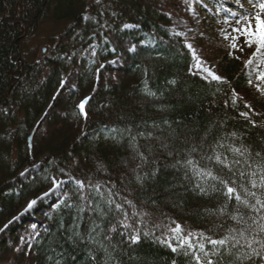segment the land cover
Returning <instances> with one entry per match:
<instances>
[{
	"label": "trees",
	"instance_id": "16d2710c",
	"mask_svg": "<svg viewBox=\"0 0 264 264\" xmlns=\"http://www.w3.org/2000/svg\"><path fill=\"white\" fill-rule=\"evenodd\" d=\"M180 1L0 0L1 264H194L156 237H170L173 221L184 236L214 239L238 227L230 219L238 214L236 202L227 200L223 184L209 182L202 194L179 164L191 157L243 196L245 158L230 148H246L249 162L264 166L255 157H264V95L249 86L245 61L224 50L217 66L227 83L190 74L192 53L172 29ZM87 96L85 119L78 105ZM244 104L253 109L250 121L239 115L248 111ZM217 154L228 157L232 172L214 163ZM207 155L213 159H202ZM53 178L68 183L39 199ZM109 199L130 216L146 213L129 221L146 225L140 243L119 235L124 215ZM29 200L38 203L11 223ZM89 203L100 207L90 210ZM225 205L229 215L222 216Z\"/></svg>",
	"mask_w": 264,
	"mask_h": 264
},
{
	"label": "snow or ice",
	"instance_id": "6c2138e0",
	"mask_svg": "<svg viewBox=\"0 0 264 264\" xmlns=\"http://www.w3.org/2000/svg\"><path fill=\"white\" fill-rule=\"evenodd\" d=\"M237 5V11H229L227 15L234 17V20L229 21L225 18L221 23L223 25H236L235 27H230L225 29L226 34L223 38L225 40H230V48L232 51H229V58L234 60H240L241 57L249 56V51L251 55L244 62V68L247 70L249 76L248 83L249 86H255L253 84V77L255 81L259 82V86L256 87V91L261 95H264V19H261V16L264 15V0H235ZM250 5L251 9H254L256 14L253 15V11L245 10L244 5ZM243 17H249L255 20V25L251 23L247 27H240L244 22ZM87 19V17H85ZM177 36L180 33H176ZM238 41V43H237ZM185 47L192 52V58L195 61V71H190V74L195 76V72H201L202 75L196 77L200 80H203L207 83L216 82L217 84L227 83L220 76L215 74L214 69L211 66L204 67V62L196 57L193 50V46L188 44ZM238 53L239 55H234ZM170 83H175L171 81ZM63 86V85H62ZM150 96H154V93H148ZM238 94L233 91V96ZM91 98L85 99L78 105V109L81 115L87 119V114L85 111L86 105L89 103ZM232 105H238L237 99L231 100ZM228 105L226 104V107ZM244 108L248 109L247 112H240L239 115L242 116L245 120H251L249 113H253L251 105L244 104ZM252 127H257L255 122H252ZM114 131V130H113ZM233 139H236V133L231 134ZM148 139L153 138L149 134ZM166 147V145H165ZM219 147L223 148L224 145L221 144ZM192 152L197 151L196 148L191 149ZM230 151L237 157L245 158L243 159V165H246V170H241V181L243 186V196L237 192L236 187L229 186L228 181H223L216 175H213L210 169H204L200 166L199 161H194L189 157L184 164H179L180 167H183L187 172H191V179L195 181V188L199 189L202 194H207V187L209 182H215L223 184L226 192L224 195L227 197L228 201L235 200L236 207L235 212L237 215H230V219L238 226L237 228L229 229L228 234L224 235L222 238L214 239L209 236H206L204 233H189L187 236L182 235L181 225L173 221L175 227L170 229L172 235L165 236L163 239L156 237L162 245H165L170 248L173 253H181L183 255L189 256L194 264H224L223 258L229 257L231 260L239 262V264H256L257 261H264V166H261L255 158H252V162H249L248 152L246 148L243 147H232ZM256 158L264 160V157H261V154L257 152L255 154ZM142 163H147L148 158L140 155L139 157ZM202 159L212 160L211 155L202 157ZM215 164H222L224 168H227L230 172L233 171V167L230 166L228 162V157L225 156L223 159L220 155L215 156ZM241 160H235L232 162V165H240ZM155 175V173H153ZM247 177V181L244 178ZM142 179L138 177V180ZM68 181H59L55 178L52 179L53 188L49 193H46L41 199H47L51 195L55 194L57 191L61 190L64 184ZM232 184H236V181H231ZM250 184L251 190L246 186ZM81 191L84 190L85 185L80 183L78 185ZM101 191L100 187H96V192ZM112 196V193H109ZM85 196H81V200H85ZM37 201H31L25 210L21 213L20 217H17L11 223H15L20 218L25 215H28L36 206ZM131 205V201H127ZM109 206L115 205L117 212H122L124 219L120 221V227L125 229V231L120 232L119 235L129 237L128 242L130 244H138L141 240V226L144 225L143 220L141 219L140 225H137L135 228L132 223L129 221L133 220L135 217L146 215V213H137L132 212L131 216L125 211L121 203H117L114 199L108 200ZM71 206V205H69ZM88 209L95 211L100 207L96 205V208H93V205L89 203L87 205ZM247 209L251 215L245 214L244 210ZM84 208H81L83 211ZM102 214V213H101ZM220 214L229 215L227 212V205L220 210ZM10 225H6L5 228ZM100 229V225L96 224L92 228V233H97ZM111 232H117V228L113 226L110 230ZM150 233L144 231L143 235L147 236ZM154 237L156 234L151 233ZM95 239V237H93ZM111 237L105 236V239H110ZM196 243H193V241ZM173 241L177 242V246H173ZM205 241L208 243V250H206Z\"/></svg>",
	"mask_w": 264,
	"mask_h": 264
},
{
	"label": "rangeland",
	"instance_id": "374dc122",
	"mask_svg": "<svg viewBox=\"0 0 264 264\" xmlns=\"http://www.w3.org/2000/svg\"><path fill=\"white\" fill-rule=\"evenodd\" d=\"M213 1L214 0H181L180 4L182 5V12L175 15L176 22L172 25V29L175 32L180 33V35L187 41V45L190 44L193 46L196 57L204 62V67L211 66L214 69L215 74L219 76L217 65L221 52L223 50L227 52L232 51L230 48L232 41L225 40L223 38L226 34H230L226 33L225 29L236 26L234 24L223 25L221 21L225 18L229 21L234 20V17L227 14L230 10L237 11V5L235 0H216L218 1V4L216 2V6L218 7L219 4L222 6L220 10H215ZM244 9L253 11V15L256 14L255 10L251 9L250 5L245 4ZM242 19L244 22L240 25V27H247L249 23L253 26L255 25V20L249 17H243ZM261 19H264V15L261 16ZM248 51L250 56L252 50ZM234 55L239 54L234 53ZM249 56L241 57L240 60L246 62ZM193 70L195 71V61ZM196 73L202 75L201 72ZM73 77V72H69L68 79L70 80ZM68 79L65 80L63 86L69 84ZM253 84L255 86H259V82L255 81L254 77ZM46 111L49 113L50 109L47 108ZM52 188L53 187L43 193L39 199L44 197L46 193H49ZM31 201L33 200H29L27 202L25 207L22 209V213L25 212Z\"/></svg>",
	"mask_w": 264,
	"mask_h": 264
},
{
	"label": "water",
	"instance_id": "95a60500",
	"mask_svg": "<svg viewBox=\"0 0 264 264\" xmlns=\"http://www.w3.org/2000/svg\"><path fill=\"white\" fill-rule=\"evenodd\" d=\"M88 98H90V96H88V97L84 98L82 101H84L85 99H88ZM29 140H30V139H29Z\"/></svg>",
	"mask_w": 264,
	"mask_h": 264
}]
</instances>
